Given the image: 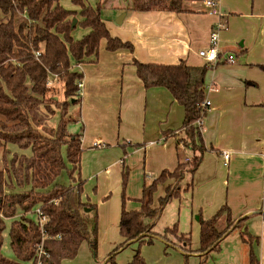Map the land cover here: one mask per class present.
<instances>
[{
  "label": "crops",
  "instance_id": "obj_1",
  "mask_svg": "<svg viewBox=\"0 0 264 264\" xmlns=\"http://www.w3.org/2000/svg\"><path fill=\"white\" fill-rule=\"evenodd\" d=\"M205 1L185 0V11L177 14L131 11V0H86L93 7L101 4L115 11L114 17L125 14L120 27L115 22H104L113 37L133 46V52L125 49L109 52L106 42L102 41L97 56L83 64L73 63L83 78L80 103L70 107L69 114L71 118L76 115V122L83 124L81 169L86 187L94 180L99 185L110 181V178L112 180L120 163L123 166L122 184V173L127 166L122 147L128 148L123 140L140 146L131 150L130 154H145L144 177L150 180L156 179L165 170L172 172L179 163L193 157L194 152L183 129V107L165 88L146 89L137 76L134 61L165 65L185 61L193 67L206 65L198 52L209 45L212 28L219 17L208 14ZM214 1L219 2L223 15L221 21L226 24L220 33L219 46L222 51L236 56L237 61L234 64L220 63L206 74V99L210 102V110L204 119L202 138L205 147L214 150L205 152L200 167L187 183L192 182V187L194 184L188 227L192 230L196 225L199 229V225L192 221L195 214L200 213L203 219L209 220L223 206H227L233 220L247 219L245 225L253 241L258 264H264V0ZM61 4L69 11L79 13L81 10L73 4V0H61ZM78 30L80 36L76 35ZM88 32L77 26L73 37L79 40ZM70 131V134H80L71 128ZM189 149L191 156L187 154ZM224 152L230 154L228 166H224ZM86 153L93 162L91 166H94L90 175L85 170ZM173 183V180H168L158 186L154 195L155 206ZM97 186L93 189L96 190ZM91 190L84 191L83 202L96 204L101 224L112 223L119 238L111 236L100 250V257L99 253L93 254L90 245L84 242L76 258L64 260L62 264H111L107 262L108 256L123 241L119 231L122 202L119 212V206L110 207L111 202L99 203V210L98 203L92 202L88 193ZM160 190L163 191L158 196ZM139 208L140 204L137 208L126 206L128 211ZM164 211L165 208L160 217ZM221 218L216 227L219 223L220 226L226 225V219ZM155 228L156 233L162 234ZM178 231L185 236L190 234L185 224L180 222ZM235 231L221 241L225 242V248L218 254L224 257L226 249V257L230 259V252L233 260L223 259L211 264H230L231 261L233 264L250 263V244L243 241L240 234H234ZM101 240H98L97 250L101 247ZM146 244L149 251L155 253L153 264L157 254L161 264H185L184 258L190 264H199L200 258L208 255L185 252L159 238ZM199 247L190 249L196 251ZM112 264L118 263L115 261Z\"/></svg>",
  "mask_w": 264,
  "mask_h": 264
},
{
  "label": "trees",
  "instance_id": "obj_2",
  "mask_svg": "<svg viewBox=\"0 0 264 264\" xmlns=\"http://www.w3.org/2000/svg\"><path fill=\"white\" fill-rule=\"evenodd\" d=\"M131 11L183 13L185 0H131ZM81 10L69 11L61 0H0V264H33L42 233L36 218L40 209L48 222L44 231V248L50 254L49 264H62L76 258L81 245L87 242L97 253V207L84 203L85 180L81 173L82 136L68 132V111L80 103L79 82L83 75L73 63L83 64L98 55L102 41L106 50L116 52L133 46L113 37L102 19L103 6H91L86 0H73ZM126 11V10H124ZM80 20H79V18ZM77 25L73 27V21ZM88 30L76 40V28ZM139 80L146 89L165 88L183 107V129L194 155L189 163H179L172 172L165 170L152 181L144 180L140 208L128 211L125 196L128 171L122 173V209L119 224L122 243L113 250L107 262L132 243H151L159 238L185 252L202 256L220 248L221 241L236 228H243L242 239L250 244L249 264H258L257 253L245 225L247 219L233 220L227 206L211 219L199 215L200 247L190 249V237L180 234L175 224L163 234L154 231L164 208L181 197L179 187L186 174L194 175L206 151L202 132L196 125L208 114L202 104L206 99V74L209 65L193 67L185 61L174 65L144 64L134 61ZM57 77L64 87V101L52 95L47 86ZM57 119L55 124H52ZM15 147L20 155L11 151ZM11 156V158H10ZM66 175L68 184L58 179ZM174 183L154 205L160 184ZM192 189V182L187 190ZM95 212V227L89 230L83 210ZM225 214L227 226L219 231L216 224ZM264 220V212H263ZM9 224V245L15 260L3 254L5 233ZM179 244H173L168 236ZM252 241V242H251ZM185 245V246H184ZM129 264H145L140 249Z\"/></svg>",
  "mask_w": 264,
  "mask_h": 264
},
{
  "label": "rangeland",
  "instance_id": "obj_3",
  "mask_svg": "<svg viewBox=\"0 0 264 264\" xmlns=\"http://www.w3.org/2000/svg\"><path fill=\"white\" fill-rule=\"evenodd\" d=\"M114 12L115 11H113V10L111 11V10H108L106 7H103L102 19L105 20V21H109V23H114L115 22L117 24L116 20L122 14L121 15H117V16L114 17ZM116 26L120 27L119 24H117ZM79 32H80V30H78L76 32V35H79ZM235 59L237 60L236 56H235ZM212 68H214V67H212ZM212 68H210V69H212ZM52 88H53L52 89L53 91L51 92V94L55 95L57 100L64 101L65 100V98H64V87H63V84L59 81V79L57 77H56V79L53 80V87ZM74 106L75 105H72L71 107H74ZM75 116L71 118L70 114H69V111H68V119H69L68 132L72 133V131H70V128H71L76 133L80 132V135H83V124H78L76 122V119H75L76 117ZM116 120H117V117H116ZM56 121H57V119H55L54 122H52V124H55ZM185 138H186V136H185ZM186 140H187V138H186ZM122 143L126 144V146L128 147V148L122 147V149H123L122 156L125 157L126 165L129 166L128 168H127V166L125 167L126 170L128 171V180H127L126 191H125V196L127 198L126 206L127 207H136L137 208V207H139V203L136 200V198H138L141 195L143 181L145 180V179H143V178H145L144 177V173H145L144 167L145 166L143 164L144 163V159L143 158H144L145 154H142V155L130 154L131 150L134 151V150L138 149L140 146L136 145V144H130V143L127 144L128 142L125 141V140H123ZM141 147H142V145H141ZM10 148H11V151L14 152L15 154L18 153L17 155H20L22 153H26V152H22V151L18 150L15 147H11L10 146ZM85 151L88 152V149L86 148ZM26 154L29 155L28 152ZM187 154L189 156L192 155V152H191L190 149L187 150ZM0 155H1V152H0ZM85 155H86V157L84 159V163H85V166H86L85 170L87 171L86 173L89 174V173H92V171H93L92 169H93L94 166H91L93 164V162H91V160L88 159L89 154L86 153ZM10 158H11V156H10ZM191 159L192 158H190V160ZM139 160H141V163H139ZM185 163H189V162H185ZM122 167L123 166L120 163L118 165L117 169L114 170V174L112 175L113 176L112 180L110 178V181L108 180L106 182H103L100 185L98 184V182H96L94 180L91 183L88 182V187H86V185L84 186V191H86V189H88V188H92L91 192H88V193H89V195H90V197L92 199V202L98 203L99 210H100L99 203L107 204V203L111 202L110 207L112 206L113 209H114L116 207V205L119 206V208L117 210L119 212L120 207H121L120 201L122 202V184L120 182ZM88 170H90V172H88ZM81 173H82V170H81ZM186 176H187L186 177V181L184 183H181L180 186H179L182 189L181 197L178 198V199H173L165 207V211L163 213V216L159 218V223H158V225L156 226L155 229L157 231H161V233L163 234L164 231H165L164 229L166 227H170L171 228V226H173L175 224H177V226H178L179 222L181 224H185L186 231H190V234H188V236L191 238L190 248L197 249V247H199V238H200L199 237L200 236V224H199V215H200V213L199 214L198 213L195 214L194 217H193V220H192L194 224H198L199 225V229H198V227H195L196 225H193L194 228H192V230H191V228L188 227V223H189L188 222V218L190 217V211H191L190 204H191V202L194 199V196H193V194H194V192H193L194 184H193L192 189L190 188L189 190H187V187H188L187 183L189 182V180H191V177H193V175L186 174ZM82 177H84L83 173H82ZM83 179L85 180V178H83ZM152 180L146 178V181H148V182H150ZM58 182L59 183H63V184H68L70 181L66 177V175H64V176H62V177H60L58 179ZM96 186H97V189L96 190L93 189ZM183 187H186V188H183ZM162 191L161 190L158 191L157 195L159 196V194H162ZM83 195H84V193H83ZM107 195L109 196L108 199L105 198V196H107ZM129 197L131 199H129ZM95 206H96V204H95ZM104 212H106V211H104ZM83 215H84V217L86 218V220L88 222L89 230L92 231L94 229V227H95V222H96L95 221V215H96L95 212L94 211L86 212V210H83ZM225 216L226 215L223 214L221 217L226 219ZM33 217H35V215H33ZM111 222H114V221L112 220ZM9 224H10V222H8V230L5 233V244H4V247H3V254L9 260L14 261L15 260V256H14L13 252L11 251L10 245H9V241H10L9 240V234H8V232H9ZM226 225H227V221H226ZM226 225L220 226V223H219V225L217 226V229L221 231V230H223V227L225 229ZM114 227L115 226H113L112 223L106 224V225H102L101 224V220H99V215H98V217H97L98 240L100 241V239H102L101 240V247L97 250V254L99 253V257H100V250L102 249L103 245L107 243V240L111 238V236H113V238H116V239L119 238V234L116 235V233H115V231L113 229ZM242 230H243V228L241 229V228L238 227V228H236V231H235L234 234H240V236H242ZM234 236H236V235H234ZM168 239L173 244H179L180 243L172 235H169ZM146 243H147V241L142 243V244L133 243V245H130L129 247L123 249L122 252L120 251L116 255V257L114 259V262L116 261L118 264H122V263L123 264H129L130 262L133 261L135 255L137 253V250L140 249V255H141V257H143L144 263L145 264H153L152 257L155 256V253L149 251V246H147ZM193 245H195L196 247H194ZM222 248H225V242H222L220 244V248L218 250L212 251V253L210 252L204 259L200 258L199 264H206V263L211 264V262H213V261H215V262L216 261H222L223 259L225 261H227L228 258L226 257L227 256L226 249H225L224 257H223V255H221V256L218 255L221 252ZM232 250L233 249L231 248L230 251H232ZM228 255L230 256V259H228V260H233V255H231L230 252L228 253ZM184 260H185V264H190L189 260H187L186 258H184ZM159 262L160 261L158 260V254H157V260H155L154 263L155 264H161ZM230 264H233V262L231 261Z\"/></svg>",
  "mask_w": 264,
  "mask_h": 264
},
{
  "label": "built area",
  "instance_id": "obj_4",
  "mask_svg": "<svg viewBox=\"0 0 264 264\" xmlns=\"http://www.w3.org/2000/svg\"><path fill=\"white\" fill-rule=\"evenodd\" d=\"M205 6L208 9V14L219 17V21L212 28L210 38H209V45L205 49H202L198 52L199 57L203 59L207 65L211 67H216L220 63H223V64L236 63L237 60L235 59V56L228 52L222 51L219 46L220 33L226 27V24L223 21H221V18L223 15L221 12V7H220L219 2H216L214 0H206ZM54 79H56L55 76L52 77L48 81L47 86L49 88L53 86ZM81 87H82V82H79V89H81ZM202 107L207 108L208 109L207 112H209L210 110L209 100L205 99V101L202 104ZM204 119L205 118H200L196 122V125L198 126L201 132L203 128ZM95 146H98V145H95ZM222 157H223L222 159L224 162V166H228L229 160H230V154L227 152H224ZM262 157L264 159V154L262 155ZM189 161L190 159H186V162H189ZM34 214H35L36 221L39 225L40 231L42 233V240L36 246L33 264H49L48 260L50 258V254L44 248V242L46 239L44 228L48 222V219L46 216L43 215L40 209H36Z\"/></svg>",
  "mask_w": 264,
  "mask_h": 264
},
{
  "label": "water",
  "instance_id": "obj_5",
  "mask_svg": "<svg viewBox=\"0 0 264 264\" xmlns=\"http://www.w3.org/2000/svg\"><path fill=\"white\" fill-rule=\"evenodd\" d=\"M125 17H126V15H125V14H122V15L116 20L117 24L121 25ZM76 25H77V20L75 19V20L73 21V27H75ZM56 99H57V98H56Z\"/></svg>",
  "mask_w": 264,
  "mask_h": 264
}]
</instances>
